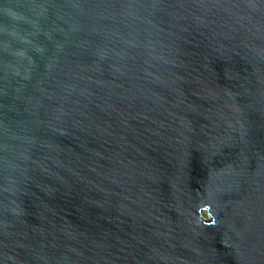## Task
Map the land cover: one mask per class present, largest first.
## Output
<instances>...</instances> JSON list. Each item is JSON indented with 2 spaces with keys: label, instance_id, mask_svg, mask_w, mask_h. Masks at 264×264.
<instances>
[{
  "label": "water",
  "instance_id": "obj_1",
  "mask_svg": "<svg viewBox=\"0 0 264 264\" xmlns=\"http://www.w3.org/2000/svg\"><path fill=\"white\" fill-rule=\"evenodd\" d=\"M0 264H264V0H0Z\"/></svg>",
  "mask_w": 264,
  "mask_h": 264
}]
</instances>
